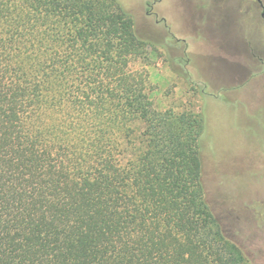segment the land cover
Masks as SVG:
<instances>
[{"label":"trees","instance_id":"trees-1","mask_svg":"<svg viewBox=\"0 0 264 264\" xmlns=\"http://www.w3.org/2000/svg\"><path fill=\"white\" fill-rule=\"evenodd\" d=\"M148 50L116 0H0V264H249Z\"/></svg>","mask_w":264,"mask_h":264},{"label":"rangeland","instance_id":"rangeland-1","mask_svg":"<svg viewBox=\"0 0 264 264\" xmlns=\"http://www.w3.org/2000/svg\"><path fill=\"white\" fill-rule=\"evenodd\" d=\"M116 1L149 45L145 64L140 61L135 67L147 73L154 107L193 110L204 117L201 160L208 203L249 264H264L261 76H246L244 55L228 50L215 30L214 11L211 26L201 22L199 1ZM242 34L248 38L257 32L253 36L248 26Z\"/></svg>","mask_w":264,"mask_h":264},{"label":"flooded vegetation","instance_id":"flooded-vegetation-1","mask_svg":"<svg viewBox=\"0 0 264 264\" xmlns=\"http://www.w3.org/2000/svg\"><path fill=\"white\" fill-rule=\"evenodd\" d=\"M197 1L201 6L199 8L202 15L201 22L211 26L208 23H211V13L214 11L218 20V24L214 25L219 28L215 30L223 44L225 43L228 50L234 49L236 54L240 51L245 58L246 76L259 75L261 76L259 82L264 85V38L261 37L264 30V0ZM248 26L251 27L253 36L257 32L255 38H244L243 34L240 36L243 30L248 29ZM210 31L214 33V27ZM167 32L170 33L169 28Z\"/></svg>","mask_w":264,"mask_h":264}]
</instances>
